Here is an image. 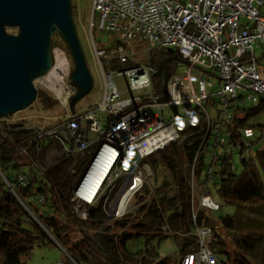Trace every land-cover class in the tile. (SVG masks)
I'll use <instances>...</instances> for the list:
<instances>
[{
  "label": "built area",
  "instance_id": "obj_1",
  "mask_svg": "<svg viewBox=\"0 0 264 264\" xmlns=\"http://www.w3.org/2000/svg\"><path fill=\"white\" fill-rule=\"evenodd\" d=\"M89 26L108 35L107 43L97 42L92 33L89 40L100 97L50 126L33 128L37 138L57 140L62 151L50 150L32 166L45 174L64 156L89 153L73 199L107 170L90 201L81 203L91 207L103 196L104 210L114 212L134 189L124 214L135 213L155 198L160 185L147 158L173 145L190 147L199 138L192 160L183 151L180 164L187 169L189 234L196 247L176 264H219L210 246L212 229L197 224V214L220 210L210 192L220 159L229 157L234 171L240 153L254 150L263 137L264 130L256 136L249 126L234 135L229 126L237 110L264 106V78L256 58V52L264 57V0H91ZM154 49L176 52L163 94L154 90L157 71L147 63ZM118 78L125 79V88ZM62 86L67 102L76 86L71 79ZM208 109H214L212 117ZM9 117L0 118V128L16 123ZM18 182L26 186L27 175Z\"/></svg>",
  "mask_w": 264,
  "mask_h": 264
},
{
  "label": "trees",
  "instance_id": "obj_2",
  "mask_svg": "<svg viewBox=\"0 0 264 264\" xmlns=\"http://www.w3.org/2000/svg\"><path fill=\"white\" fill-rule=\"evenodd\" d=\"M175 55L173 50L154 49L148 56V65L157 71L153 88L158 94L164 92L159 65ZM173 65L169 64L171 73ZM263 110L262 104L237 110L229 126L234 135L245 126L261 133L263 127L250 122ZM37 136L35 129L22 123H2L0 128V264H25L32 257L36 241L49 237L65 250L70 259L66 264H174L159 252L161 243L170 237L179 255L195 249V237L189 234L192 219L187 169L180 164L183 151L186 160H192L199 138L190 147L173 145L147 158L152 168L161 165L168 179L160 183L155 198L135 213L110 217L101 198L81 219L71 201L89 159L79 162L78 157L64 156L41 174L32 162L42 163L50 150L61 152L62 146L57 140L45 141ZM229 159H220L215 171L210 185L213 199L217 197L226 206L243 212H250L256 205L264 220V148L241 152L234 171ZM203 171L201 165L197 175ZM20 175H27L24 187L18 182ZM221 209L222 205L218 212ZM226 213L217 219L221 232L210 215L203 211L197 214V224L212 229L210 246L219 264H264V229L240 227L237 212ZM75 233L79 239L72 242Z\"/></svg>",
  "mask_w": 264,
  "mask_h": 264
},
{
  "label": "water",
  "instance_id": "obj_3",
  "mask_svg": "<svg viewBox=\"0 0 264 264\" xmlns=\"http://www.w3.org/2000/svg\"><path fill=\"white\" fill-rule=\"evenodd\" d=\"M5 28L17 32L8 34ZM54 34L66 44L73 64L70 79L78 90L71 99L72 108L91 90L93 78L72 19L70 0H0V118L22 111L36 100L34 82L52 67L50 40ZM176 59L168 57L159 65L164 90L169 63ZM165 100L164 95L159 101Z\"/></svg>",
  "mask_w": 264,
  "mask_h": 264
},
{
  "label": "rangeland",
  "instance_id": "obj_4",
  "mask_svg": "<svg viewBox=\"0 0 264 264\" xmlns=\"http://www.w3.org/2000/svg\"><path fill=\"white\" fill-rule=\"evenodd\" d=\"M70 4L72 19L76 28V32L82 46L88 69L93 78V86L91 90L83 98H80L79 100L74 102L73 107L71 108L72 98L68 99L67 102L62 103L60 99L49 92L43 85V76L42 78H39L34 82V87L37 90L36 100L28 108L10 115V121L22 123L26 127L32 128L47 127L64 118L65 115L68 114V111L87 107L93 101L97 100L100 97L99 77L96 66L94 65L93 59L90 55L89 40L92 33L97 42L107 43L108 35L97 29H94L93 32L90 29L89 18L91 14V0H70ZM5 32L8 34H16L17 31L14 28H5ZM55 49H58L60 52H62L66 59V69L64 73L59 74L61 78V84L64 83L66 85L73 71V64L69 55L68 48L58 34H54L50 40L52 65H54L55 63ZM257 53L258 52H256L258 70L261 77L264 78V57L259 58ZM117 80L123 88L126 87V81L124 78H118ZM208 111L212 117L214 115V109H208ZM250 123L252 125H261L264 130V110L257 114ZM254 133L256 136H259V129H255ZM259 147L264 148V132L263 137L259 139L258 143L254 147V150H257ZM88 154L89 153H86L83 156H79L77 160L79 162L85 160ZM237 162L238 160H236V164ZM153 170L155 174L154 180L156 183L160 184L164 179H168L166 178L167 176L161 165L157 164L155 168H153ZM101 198L97 199L92 207H95ZM214 201L219 205H222V209L220 212H214L210 215L213 220V224L215 225L216 229L219 230V232H221V230L217 223L218 217L225 214L226 212V214L232 215L234 211L237 212L238 226L264 229V220L260 215V209L256 205H253V208L250 212H243L239 210L236 211L233 207L231 208L229 206H226L223 201H221L217 197H214ZM104 203L105 200L103 204ZM71 204L78 217L84 219L86 217L87 209L89 208V206H85L75 198L72 199ZM105 212L108 216L117 218L114 217V215L110 214L107 210H105ZM78 239L79 235L76 233L73 234L72 242H77ZM159 252L161 256L173 259L174 264L177 263V260L180 256L178 254V250L175 246L174 240L171 237L161 243ZM68 260L70 259L65 250L54 243L52 238L49 237V240L44 239L36 241L32 257L25 264H66V261Z\"/></svg>",
  "mask_w": 264,
  "mask_h": 264
},
{
  "label": "bare ground",
  "instance_id": "obj_5",
  "mask_svg": "<svg viewBox=\"0 0 264 264\" xmlns=\"http://www.w3.org/2000/svg\"><path fill=\"white\" fill-rule=\"evenodd\" d=\"M54 58L55 63L52 65L49 72L43 77V85L46 87V89L54 94L58 99L62 101V103H65L66 96L63 94V86L61 84V78L59 76L60 73H64L66 69V59L62 52H60L58 49H55L54 51ZM103 171L93 182H87L82 186V189L78 193V196L76 198L77 201L80 203H87L90 201L91 197L95 194V192L98 190V187L103 180L105 174ZM133 190H131L120 202L118 210H115L114 212L109 211L110 214L114 215V217H121L124 215L126 208L129 204H132V194Z\"/></svg>",
  "mask_w": 264,
  "mask_h": 264
}]
</instances>
